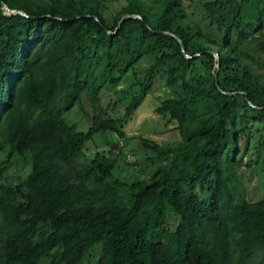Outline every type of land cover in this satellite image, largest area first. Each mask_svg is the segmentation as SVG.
I'll use <instances>...</instances> for the list:
<instances>
[{"label":"trees","instance_id":"1","mask_svg":"<svg viewBox=\"0 0 264 264\" xmlns=\"http://www.w3.org/2000/svg\"><path fill=\"white\" fill-rule=\"evenodd\" d=\"M200 4L214 37L181 0H0V151L28 170L0 184V264H264V198L235 194L242 154L264 168V0ZM126 76L119 116L65 121ZM161 86L180 140L140 139L147 178L117 180L105 152L76 163L98 133L124 140Z\"/></svg>","mask_w":264,"mask_h":264},{"label":"rangeland","instance_id":"2","mask_svg":"<svg viewBox=\"0 0 264 264\" xmlns=\"http://www.w3.org/2000/svg\"><path fill=\"white\" fill-rule=\"evenodd\" d=\"M181 1L188 18L201 25L206 34L214 37L216 32L205 26L207 18L200 0ZM144 65L142 64V66ZM131 81L130 76L124 77L116 88L104 92L101 101L92 94L87 93V96L82 99V107L75 106L64 114L65 121L73 125L77 131L87 132L91 126L92 118L97 119L99 122L104 119L100 109H106L107 114L110 116H119L122 113L123 106L127 104V100L125 101V96L121 91L129 90L128 87L132 83ZM129 92L131 95L132 91ZM167 95V91L162 86L147 95L126 125L124 140L120 141L110 132L98 133L94 136L93 141L86 143L81 148L76 163L85 166L96 151L105 152L116 160L113 175L117 180L129 185L147 178V175L142 172L139 166L132 165L134 162L144 161L151 155L150 151H146L141 146L140 139L145 138L153 141L163 148L174 146L180 140L174 129V123L155 113L160 101L166 98ZM116 98L122 101V105L117 104L113 111H108L107 107L111 106ZM255 159L253 152L242 154V167L235 184L237 187L235 194L239 197L243 196L244 199L250 202L264 198V168L259 163H255ZM5 160V153L0 151V184H19L26 178L28 172L26 163L14 158L11 163L5 164Z\"/></svg>","mask_w":264,"mask_h":264},{"label":"water","instance_id":"3","mask_svg":"<svg viewBox=\"0 0 264 264\" xmlns=\"http://www.w3.org/2000/svg\"><path fill=\"white\" fill-rule=\"evenodd\" d=\"M2 11L4 12V14L5 15H7V16H12V15H16V14H20V15H24L25 16V14L23 13V12H20V11H16V10H10V9H8L7 8V6H5L4 4L2 5ZM130 18H139L138 16H125V17H123L122 19H121V21L119 22V24H118V27H117V29L120 27V25L125 21V20H127V19H130ZM116 29V30H117ZM110 34H112V33H110ZM179 41V40H178ZM180 42V41H179ZM180 44H181V42H180ZM181 51H182V53L185 55V56H187L186 55V53H185V49H184V47H183V45L181 44ZM214 55H215V57L216 58H218V54L216 53V52H214ZM219 66V64L217 63V67ZM248 102V104L251 106V107H253V105L249 102V101H247ZM129 250L130 251H132V244L130 243L129 244Z\"/></svg>","mask_w":264,"mask_h":264}]
</instances>
